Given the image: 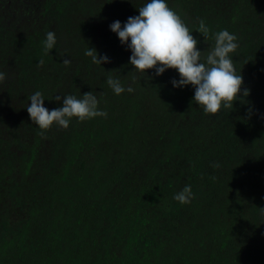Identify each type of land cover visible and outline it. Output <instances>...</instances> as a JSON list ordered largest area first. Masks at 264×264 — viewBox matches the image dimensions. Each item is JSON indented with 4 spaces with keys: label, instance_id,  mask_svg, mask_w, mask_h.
Masks as SVG:
<instances>
[{
    "label": "trees",
    "instance_id": "trees-1",
    "mask_svg": "<svg viewBox=\"0 0 264 264\" xmlns=\"http://www.w3.org/2000/svg\"><path fill=\"white\" fill-rule=\"evenodd\" d=\"M145 2L0 0V264H264V0H168L200 51L222 29L239 39L240 99L216 114L172 86L175 69L132 71L109 25ZM108 76L135 91L113 94ZM35 91L49 110L92 92L108 115L41 130Z\"/></svg>",
    "mask_w": 264,
    "mask_h": 264
},
{
    "label": "clouds",
    "instance_id": "clouds-1",
    "mask_svg": "<svg viewBox=\"0 0 264 264\" xmlns=\"http://www.w3.org/2000/svg\"><path fill=\"white\" fill-rule=\"evenodd\" d=\"M109 29L118 37L120 44L131 52L128 63L133 66V72L145 76L146 70L154 69L155 75L160 76L168 69H175L179 78L172 79L170 83L174 88L191 85L194 88L192 99L205 114H216L221 109L232 108L233 102L240 99L243 77L237 74L233 60V54L239 48V39L227 29L215 32L212 37L214 43L206 52H202L197 47L198 40L193 37V31L169 7L168 0H146L138 8V15L128 17L123 25L115 20ZM196 31L205 38L209 33L202 20ZM56 43L55 32L47 31L41 41L45 55L55 48ZM85 55L91 58L93 64L110 62L106 54H99L91 47L85 51ZM39 63L42 65L43 59ZM63 63L67 65L70 61L65 59ZM5 78L6 74L0 71V82ZM135 80L134 76L132 82ZM106 83L117 96L135 91L131 83L125 86L120 79L112 76L107 77ZM242 94L247 96L248 90L243 89ZM55 99L61 102V106L49 110L44 106L45 98L40 91L28 97L30 103L26 107L27 112L41 130L49 129L54 123L67 129L73 118L84 121L108 115L99 108L100 101L92 92L79 97L73 94L57 95ZM193 198L192 187L188 184L173 196L181 204L190 203Z\"/></svg>",
    "mask_w": 264,
    "mask_h": 264
}]
</instances>
